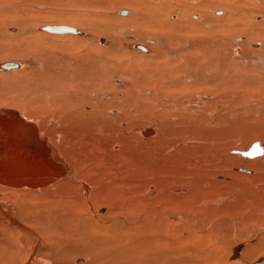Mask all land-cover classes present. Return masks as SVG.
Listing matches in <instances>:
<instances>
[{"label": "bare ground", "instance_id": "6f19581e", "mask_svg": "<svg viewBox=\"0 0 264 264\" xmlns=\"http://www.w3.org/2000/svg\"><path fill=\"white\" fill-rule=\"evenodd\" d=\"M144 1L148 3H143L142 10L139 7L136 13L122 9L116 14L131 19L130 22L138 21V24L149 25L162 32L171 29L173 33L161 32L164 35L158 36L160 42H157V38V40L152 38L146 40L148 43H140L137 40L139 36L134 33L130 37L133 41L131 44H122L123 46L118 47L120 52L129 50L136 56H150V62L124 68L109 63V56L111 57L112 53H105L104 56L97 54L94 46L59 48L63 56L57 53L49 56L46 60V73L38 76H32L29 70L36 62L27 63L17 59L0 62V74L26 67L24 75L22 74L24 72L21 75L18 71L21 75L18 76V84L13 73L7 75L6 81L18 87L17 91L27 100L25 101L27 106L37 105L41 108L45 104L59 113L65 110L68 112L66 122H70L74 127H84V132L81 131L77 137H72L73 141L70 140L64 145L65 136L52 134L51 127L55 124L47 129L48 123L41 116L42 110L39 109L41 112L38 114L43 122L39 123L36 117L24 110L0 105V264H53L50 258H55L54 261H59V264H213L212 258L216 256L214 252L223 249L225 251L229 243L221 246L222 248H215L211 246L210 234L216 232L219 243L225 245L228 232L224 237V231L222 234L220 231L221 224L230 226L229 220H226L230 219L227 213H235V209L245 211L244 209L252 203V206L257 207L256 211L253 210L251 213L241 211L245 215L244 225L248 223L249 227V222L255 221L256 217H264V187L258 189L259 185H256L251 188L242 185L241 182L242 187L239 188L238 184L227 182L229 178L225 176H234L233 173L236 172L245 174L248 177L246 180L254 184L264 182V138L260 140L261 145L260 143L252 145L261 148L259 154L246 155L247 149L237 151L235 161L231 160L227 164L230 166L233 163L234 172L224 170L227 167L224 165L229 158L230 150L226 152L222 149L223 139L233 137L238 129L231 127L234 123H229L230 128L223 129V126L228 124L229 117L226 118V113L225 117H220L224 112V105L222 107L221 101L217 100H220L219 96L223 93L217 95V91L220 90L217 83L226 85L229 82L227 85H230L233 79L225 83L227 76L225 74L229 73L233 66L230 65L231 61L227 62L230 57L242 61L244 55L239 53L241 49L239 51L232 49L234 50L232 56L226 58L214 48L208 47L207 43L204 44L206 39L210 40L209 43L212 42L208 37L204 40L202 38L203 41L200 36L198 39L194 38L193 34L200 31L198 23L182 18L175 22L168 20V23L166 10L169 5L166 6L164 0H151L154 3H150V0ZM254 1L256 2L253 4H259V7L264 4V0ZM224 14V11L215 12L216 16ZM136 15L138 20L133 18ZM244 17L243 19H246ZM2 18L5 19L4 16ZM181 20L186 24H180ZM229 21L230 19L227 20ZM8 24L0 19V37L3 39H16L13 38L15 35L17 37L29 32L28 29L23 31L13 27L12 24L6 26ZM59 25L51 23L34 28L33 31L78 38L82 41L92 40L104 46L114 44L108 37L96 36L70 24L63 26L73 28V32L57 33L45 29L47 26ZM4 26L8 28L7 33L10 35L4 31ZM176 31L193 34L180 37L174 34ZM0 39V48L11 56L29 50L26 45L29 43L15 46L5 44L1 42L2 38ZM239 39L242 38H233ZM154 43L162 48L165 45L166 51L164 48H158L159 50L154 52L149 47V44ZM252 45L257 48L263 47L260 42ZM105 49L109 50V47L107 49L105 46ZM173 49L176 50L178 61L174 59L167 62V59L173 56ZM69 50L72 51V55L67 54ZM126 53L128 54V51ZM36 55H31V58H36ZM164 57L167 58L166 61ZM260 59L254 56L251 63L263 65L264 60ZM177 62L178 64H175ZM243 62L247 66L248 62L246 60ZM108 63L110 66L113 64L115 68L109 67ZM252 69L244 73L246 78L250 75L255 77L253 74L255 71L252 74L248 73ZM230 73L232 74L231 71ZM239 73L238 76H243ZM120 75L126 76V79L120 78ZM259 75L258 77H262ZM31 77L35 78V82ZM255 79L253 78L254 81ZM237 80L238 88L245 86L244 84L240 86L242 80ZM254 81L253 84L256 83ZM28 83L44 89L45 93L38 92L39 89L37 91L29 89ZM210 85L214 87L216 85L217 88L212 90L210 88L213 87ZM230 86H233L232 83ZM254 86L251 84L252 91ZM256 86L261 87L260 84ZM233 92L236 93V90ZM233 92L231 96L234 95ZM41 94L65 97H57L61 101L59 105L57 100H48ZM216 101L220 102L222 108V113L218 116L215 114L221 111L217 109ZM167 103H170L171 107ZM23 109L28 108L23 106ZM215 109L218 111L215 112ZM258 110L259 113H264L260 108ZM257 111L253 112L256 114ZM51 118L54 120V117ZM254 119L257 122L253 117ZM261 126L263 127V124ZM240 127L244 129V126ZM256 127L255 125L254 128ZM210 128L223 130L215 131ZM246 128L253 130L250 127L248 129L247 125ZM255 130L254 133L257 134ZM187 134H191L189 138H186ZM195 149H202V152L199 151L200 154H194L193 159H190L188 155ZM211 161L213 164L208 170ZM215 165H218L217 169ZM168 170L171 171L170 174ZM165 172H168V175ZM243 179L242 177V181ZM204 188H209L212 193L218 195L213 202L197 199L198 192L202 193ZM238 188L241 194L236 204L231 202L229 205L218 206L226 200L221 196L222 192L227 193ZM204 195L206 197V193ZM13 196L18 200L13 201ZM12 201L18 205L16 206L18 219L13 216L15 205ZM212 203L217 207H213ZM259 205L262 206L261 209ZM200 206L211 208L205 207L208 209L201 210L198 208ZM199 213L210 221L200 220ZM204 229L208 230V234H202ZM254 233H260L258 243L248 245L247 241ZM262 233L264 223L251 225L243 233H238L236 228H230L234 242L239 243L231 247L232 253L228 259L232 262L226 261L221 264H249L256 253L264 252ZM196 254L201 255L200 260ZM262 258L252 264H264Z\"/></svg>", "mask_w": 264, "mask_h": 264}, {"label": "rangeland", "instance_id": "374dc122", "mask_svg": "<svg viewBox=\"0 0 264 264\" xmlns=\"http://www.w3.org/2000/svg\"><path fill=\"white\" fill-rule=\"evenodd\" d=\"M250 2H249V0H167V1L164 0L165 5L166 4H167L166 6L169 5L168 9L166 10V12H167L166 21L168 23H169V21H171V22L178 21L181 18H182V20L183 19H189L191 21H194L195 23H198L199 24L198 26H200V27L202 26V29H200V27H199V29L196 28V29H198L200 31L195 32L194 34L192 33L194 35V38L198 39L199 36H200V39L202 40V38H203V40H204L205 37L206 38L208 37V39H211L212 42L209 43L210 40L206 41L207 40L206 39L204 41V44L207 43L206 45L208 47L214 48V50H216V52H218L222 56L224 55L226 58L228 56H232V54H231L232 51H234L236 49H238V51L240 49L243 51V52L241 50L239 51L240 54L244 55L243 58L241 59L242 61H240L238 59H233V57H230V58L228 57L230 60L227 59V61L229 60V62H227V63H230V61H231L230 65H231V67L232 66L233 67L230 68V71L232 72V74L230 73V71H229V73L225 74V76L226 75L227 76L225 77L226 81H225V79H224V81L226 83V82H228V80L230 81L231 79H233L232 81H230V85L232 83V85L234 87H237V88H234L233 86L227 85V84H229V82L226 85L223 83L224 87H223V85H220L219 83H217L218 84V89H220V90L217 89L218 90L217 91V95L219 96L221 93H223V94H221V96H219L220 100L218 99L217 101H221L222 105L220 104V102H217V101H216L217 104L215 103L218 107H220V108H218L215 105L217 107V109H219L221 111V112H218V114H215V115L218 116L220 113H222L221 106L223 107V105H224V107H223V111L224 112L222 113L223 115L220 114V117H222V116L223 117L227 116L226 118L229 117L228 118L229 120L227 121L228 124L224 125L223 129L225 130V129H227V127L230 128V126H231L230 124H232V123H234L235 125L232 124L231 127H233V129H235V130H236V128L238 129V130H236L237 132L235 131V134L233 135V137L224 138L223 139V143H222V149L226 150V152H228L230 150L229 158L226 161V165H224V167L225 166H227V167H225L224 170L226 172H230L231 171V173L234 172L233 171L234 169H232V168H235V167L233 166V163L230 164V166H228L227 164L230 163L231 160H232L231 162L235 161L234 157H235L237 151H240V150L244 151V149L248 150L253 144H256V143H260V145H261L262 141H260V140H263L262 138H264V122H263L264 121V113L263 112L259 113V110L257 111V109H259V108L262 111H264V109H263V105H264L263 104L264 103V101H263L264 100V64L260 65L258 63L257 64L251 63L252 59H254V56L255 57L257 56L259 59L261 57L260 61L264 60V53H263L264 52V30H263L264 29V27H263L264 26V24H263L264 23V20H263V18H264V8H263L264 4L261 5L262 7H259V4L258 5L257 4H253V2L255 3L256 1L250 0ZM143 3L145 4V3H148V2L144 1V0H0V14H2V15H0V19L2 21L5 20V23H9L10 25L12 24L11 26H13V27H17L18 29L20 28V30H23V31L25 29L29 30L28 33H23V35H21V36L18 35L17 37H15L16 36L15 35L13 38H16V39H10V40L8 39V40H6V39H3V37H0L3 40L1 42H5V44L9 43L10 45L13 44L15 46H17V45L19 46L21 44L29 43V44H26L27 45V49H29V50H27V51L24 50L26 52H23L21 54H15V55L13 54L12 56L9 55L7 52H3L2 49L0 48L1 49L0 53H1V56H2V57H0V62H2L4 60L8 61V60H16V59H17V61H22V62H27V63L28 62L29 63L30 62H33V63L36 62L34 65H31L33 67H31V66L29 67V70L32 73L31 74L32 76H38L41 73L42 74L46 73V70H45L46 63H47L46 60H47V58L49 56H53V53H57V54H60L61 56H63V53H60L59 48H61V47L72 48L71 46H73V47H76V46H80L81 47L82 46V48H83V46L85 48L86 47L90 48V47L94 46L93 48H94V50H96V53L97 54H102L103 56L105 55V53H109L110 52L113 55H111V57L109 56V59H110V60L108 59L110 61L109 63H113V64L115 63V65L124 66V68H127V67L129 68L130 66L132 67V66H136V65H139V64L142 65L146 61L150 62V58H151L150 56H147V57H144L143 55H137L136 56V54L135 55L132 54L129 50H126V51L123 50L122 52H120L119 51L120 48L118 47V45L120 46L122 44L123 45L131 44V42H133V41L130 39V37L132 35H134V33H136V35L139 36L137 40L140 43H148L146 40L147 39H152V38H154V39L157 38L158 39V40L156 39L157 42H160L161 41L160 37H161V34L163 32L164 33L165 32L166 33H171V32L173 33V31L171 29L168 30L169 32L168 31H163L162 32L159 29L151 28L149 25H147V26L145 25L144 26V25H142V23L138 24L137 23L138 21L136 23H133V21L130 22L129 20H131V19L124 18V17L116 14L117 11L119 12L122 9H128V10L131 11V13L132 12L136 13V11L140 9L139 7H141V10H142V8H143L142 4ZM150 3H154V2H152L150 0ZM261 8H263V9H261ZM238 9H240V11ZM248 10H249V12H248ZM216 11H224L225 14L223 16H216L215 15ZM243 15H245V17ZM3 16H4L5 19L2 18ZM183 17H186V18H183ZM234 17H235V19H234ZM236 17H238V18H236ZM239 17L240 18L242 17V18L240 19ZM243 17L246 18V19H243ZM7 18H8V20H7ZM133 18L135 20H138L137 19L138 18L137 15L133 16ZM228 19H230L229 22H227ZM231 19H233V20H231ZM182 20L179 21V23L180 24L182 23L183 25H185L186 23L182 22ZM206 21H207V23H205ZM237 22H238V24H237ZM51 23L53 25H59V24H61V25H66V24L69 25L70 24V25H73L75 27H79L81 29H84L85 31H87L89 33H92V34H94L96 36H99V37H102V38H107L108 37V39L112 40L114 42V44H113V46L112 45L108 46L107 44H105L107 49L109 47V50H106L104 45H98L97 42H94L92 40L91 41L90 40L89 41H86V40L82 41V40H80L78 38L64 37V36H58V35H49V34H46V33H42L39 30H38L39 32L33 31L34 28L42 27L44 25H50ZM201 23H202V25H201ZM231 23H232V25H231ZM241 23H242V25H240ZM9 24L6 25V26L9 27L10 26ZM205 24H207L208 26L205 25ZM221 24H223V25H221ZM224 24H226V25H224ZM244 24H246V25L243 26ZM203 25H205V27ZM219 25H220V27H219ZM228 25L229 26L231 25V26L228 27ZM233 25H237V26H233ZM238 25L240 26V28H238L239 27ZM6 26H4L3 29L7 33L8 28ZM223 26H225L224 27L225 29H223ZM6 28H7V30H6ZM205 29H206V31H204ZM235 29H236V31H235ZM208 30H211V32L208 31ZM252 33H254V34H252ZM7 34L10 35L9 33H7ZM174 34L178 35L180 37H183V35L184 36L185 35H187V36H191L192 35L190 33H184V32L182 33L181 31H176V32H174ZM162 35H164V34H162ZM197 35H198V37H196ZM154 36H157V37H154ZM158 36H160V37L158 38ZM233 38H242V39L233 40ZM31 41H33V42H31ZM241 41H243V42H241ZM256 42L262 43L263 47H261V48L254 47L252 44L256 43ZM208 44L209 45L212 44V45L209 46ZM249 44H251V46ZM28 45H31V46H28ZM21 46H23V45H21ZM141 46L144 47L145 45H141ZM110 47H112V48H110ZM149 47L154 52H155V50L158 51L159 50L158 48H160V49L162 48V46L160 47V46L156 45L155 43L154 44H149ZM164 47H165V45H163V48ZM223 49H225V50H223ZM232 49H234V50H232ZM259 49H261V50H259ZM133 50H134V48H133ZM164 50L166 51L165 48H164ZM220 50H221L222 53L220 52ZM127 51H128V54L126 53ZM175 51L176 50L173 49V56L172 57H169V59L164 57L163 59L165 61L167 59V62H170L172 60L174 61V59L176 61H178V56L175 54ZM129 52H130V54H129ZM260 52H262V53L260 54ZM94 53H95V51H94ZM30 54L31 55H33V54L36 55L37 54L36 58H31ZM67 54L68 55L69 54L72 55L73 53H72V51L69 50V51H67ZM6 58H8V59H6ZM202 59H203V57L201 58V60ZM244 60H246L248 62L249 66H248V64H247V66L248 67L251 66V68H248L246 66V64L243 62ZM238 62L240 64V66H239V64H237ZM37 63H38V65H37ZM113 64H112V66H113ZM175 64H178V62L175 63ZM236 65L239 66V67H237ZM242 65L244 66L243 68H242ZM108 66L112 67V66H110V64ZM253 66L257 70L256 69L255 70L252 69V68H254ZM236 67L238 68V70H237L238 72L236 71ZM25 68L26 67L23 68L24 70L23 69H19L18 70L19 73L21 74L22 72H24V73H22L24 75L25 72H26ZM189 68L191 69L192 66L189 67ZM240 68H241L242 71H240ZM184 69H186V68H184ZM244 69L246 71H243ZM249 69H252V71H248V73H250V74H252L255 71L253 73V74H255V77H254V75H250V74L247 73V75H250V77L252 76L254 79L257 77L255 79V81H256L255 84L252 83L254 81L252 77L251 78L247 77V78L251 79L250 81H248L247 78H246V75H244V73L246 74L247 70H249ZM35 70H36V73H35ZM18 71L16 70V71L11 72L17 77L16 79L14 77V80H17L16 84H18L17 83L18 82V76L22 75V74L21 75L18 74ZM239 72L241 73V75L243 74V76H238L237 74ZM11 73L0 74V105H1V107L4 106V107H9V108H16L17 110H24L26 113H28V114L30 113L33 117H36L35 119L38 120L39 123L43 122L42 121L43 119H41V116H42V118H44L47 121V123H48L47 129H50V127L55 124L54 126L51 127V128H53L52 134L56 133L57 135H62V137L65 136L64 137V145L68 144L67 142L68 141L70 142V140L73 141L72 137H77L78 133H80L81 131L84 132V127H74V126H72V124L70 122H66V118L65 117L68 114V112L65 111V110L62 111L61 113H59V112H57L58 110L56 111L52 107H47L45 104L41 108H39L40 107L39 105H38L39 107H37V105H33V106L31 105V107L29 105L27 106V104H25L26 103L25 101H27V100L24 97H22L21 94L17 91L18 87H14L13 85H10L8 81H6L7 75L10 76ZM240 73H239V75H240ZM259 74H261L262 77H258ZM232 75H234V76H232ZM261 75H259V76H261ZM122 77L124 79H126L125 78L126 76H121L120 78H122ZM234 77H236V78H234ZM31 79H33L32 81L35 82V78L31 77ZM237 79H240V81L242 80L240 82L241 83L240 86L242 84H244L245 86H248V85L249 86L245 87V86L242 85V87L238 88L239 87V84H238L239 81ZM235 80H237V81H235ZM258 80H260V81L258 82ZM33 82H31V83H33ZM246 82L250 83V84H247ZM251 84H252V86L255 85L254 87L257 90L254 88V90L252 91L253 87H251ZM256 84L257 85L260 84L262 88L259 87V86H256ZM29 85L30 84L28 83L27 87L29 89L33 88L34 91H37L39 89L38 92L41 91V92L45 93L44 89L39 88V87H35V86H31V85L29 86ZM50 85H51V83H49V86ZM216 85H215V87L213 85L212 86L210 85L213 88H210V87L209 88L212 89V90H215L217 88ZM228 86H230V87H228ZM249 87H250V89H249ZM233 88L236 90V93L233 92V91H235V90H233ZM237 89L239 90V92H238ZM222 90L225 91L226 93L224 94V92ZM68 91L70 92L71 90H68ZM8 92H9V94H8ZM231 92L234 93V95L232 94L233 96H231ZM69 94H70V96L72 95L71 93H69ZM226 94H227L228 97L226 96ZM41 95H42L43 98H46L48 100H51V99H54V101L57 100V102L60 105L61 101H60V99L57 98L59 96H56V95L55 96L54 95L46 96V94H41ZM63 97H65V95H61L59 98H63ZM230 97H232V99ZM248 97H251V99L248 98ZM226 98H227V100H226ZM256 98H258V99H256ZM4 100H5V102H4ZM259 101H260V103H259ZM261 101H263V102H261ZM7 102H9V103H7ZM251 102H253V104ZM12 104L14 106H12ZM167 104H168V106L171 107L170 103H167ZM225 104H226V106H225ZM23 106L25 108H28V109H23ZM257 106H260V107H257ZM253 107L256 110L253 109ZM39 109L42 110V113H43V115H41V116L39 115L40 112H41ZM217 109H215V112L218 111ZM32 110H34V111L32 112ZM48 110H49V112H48ZM253 111L254 112L257 111L258 113L255 114ZM47 112L50 113V114H48ZM225 113H226V115H225ZM170 116H172V115H170ZM170 116H167V117H170ZM51 117H54V120ZM167 117H165V118H167ZM237 117L238 118L240 117L239 120L234 119V118H237ZM253 117L257 119V122H256L255 119L253 120ZM232 118L234 120H232ZM260 120H263V121H260ZM50 121L51 122L53 121L55 123H53V122L49 123ZM233 121H235V122H233ZM258 121H260L259 122L260 126H258ZM236 122L237 123L241 122V123H239L237 125ZM262 124H263V127L261 126ZM240 125L244 126V129H246V130H244L242 127H240ZM246 125H247L248 129L253 128V130L252 129H251L252 131L251 130H247ZM250 125L254 126V127L256 125L257 127L254 128V127H251ZM210 129L215 130V131H222L223 130L222 128H210ZM240 130L241 131L243 130V131L240 132ZM254 130H255V132L257 131L258 133L255 134ZM258 130H260L261 133L262 132L263 133L261 134L260 131H258ZM245 131H247V132L245 133ZM190 135L191 134H187L185 136H186V138H189ZM237 143H239V144H237ZM237 148L239 150H237ZM199 151L202 152V149H195V151H193V153H192L193 155L192 154L188 155L189 158L193 159L194 154H197V153L200 154ZM180 155L184 156L183 153H180ZM263 157H260V158H263ZM198 158H199V156H198ZM213 158H215V157L213 156ZM212 161H211V165L208 167V170H210V168L212 167V164H213ZM180 163H182V162H180ZM183 166H185V165H183ZM215 166H216V169H217L218 165H215ZM215 166L213 168H215ZM168 172H169V174L171 173V171H169V170H168ZM168 172H165V174L167 173V175H168ZM198 174H200V173H198ZM234 174L237 175L238 173L234 172L233 175ZM244 175L245 174H243V175L242 174H238L236 178L234 176H232V175H231L232 177L231 176H227V175H225V176L227 178H229L227 182L238 184L237 187H239V188H241L242 185H246L247 187L249 186L251 188H253L252 186L255 187L256 185L257 186L259 185L258 189L264 187V182H259L258 184L257 183L254 184L253 182H250V181L246 180V178H248V177H246V175L245 176ZM248 176H251V175H248ZM242 177L244 178L243 181H242ZM209 188H207V189H209ZM239 188L238 189H234L235 191L234 190L233 191L230 190V192H227V193H223L222 192L221 196H224V198H226V200H228L229 202L225 200L224 202H222L218 206H221V205L224 206L225 204L229 205V204H231V202H232V204H236V202L238 201L237 199H238V197L241 194V190ZM207 189L206 188L203 189L204 191H207V192H205L206 193V197L204 195L205 194L204 191L202 193L200 191L198 192L197 199L199 201L201 199H207V200H212V202H213L217 198L216 196H218V195L214 194V192L212 193L210 189L209 190H207ZM230 197H232L231 200H230ZM12 198H13L12 199L13 201L18 200L14 196ZM16 204H17L16 202H13V205H15V208L13 209V212H14L13 216L14 217L16 216V218L18 219V215H17V211H16V208H18L16 206H18V205H16ZM249 205L247 207L248 209L246 208L247 211H246V209H244L245 211H243V209H235V211H234L235 213H232V212L227 213L229 215L230 219H226V220H229L228 223H229V225L231 227L228 226V225L226 226V225H222L221 224L222 229L220 231V234H222V232L224 231L223 232L224 237H225V233H227V232L229 233V234L228 233L226 234L225 245L224 244L222 245L221 243H219L220 241L218 239V236H217L216 232H213L212 234H210V236L212 237V245L211 246H213L215 248L221 247V246H226L229 243L225 247V249L227 251L226 250L224 251V249H223V250H217V251L214 252V255H216V256H214L212 258L213 264H215V263L221 264V263L226 262V261H228L230 263L232 262L230 259H228L229 254L232 253L231 252V247L232 248L235 247L239 242L238 241L234 242V237L231 236V234H230V228L231 229L232 228H236L238 233H243L245 230H247L249 227H251V225L256 226V225L264 223V217L263 218H257L256 217L255 221L249 222V225H250L249 227H248V223H246V225H244L245 215H243L242 212L251 213L253 210L256 211V209H257L256 206H252V203L249 204ZM215 206L217 207V205L213 204V207H215ZM251 206H252V208H250ZM205 207H208V206H205ZM205 207L204 206H200L198 208L201 209V210L202 209L207 210L208 208H211V207H208V208H205ZM258 207L260 209L262 208L261 205H259ZM199 214L200 215H198V217L200 218V220H205L206 219L207 222L210 221L207 218H205V215L202 217V214L201 213H199ZM222 215H225V214H222ZM199 218L197 219V222L199 221ZM230 220H233V221H230ZM206 229H204V231H203L204 233L202 232L203 235L208 234V230H206ZM262 234H264V233H262ZM259 235H260V233H254V235L250 236V238L248 239L247 244L248 245H256L258 243ZM254 240H256V241H254ZM232 243H233V245H232ZM247 244L245 245V247L247 246ZM196 255H197L198 260H200L199 258L201 257V255H198V254H196ZM231 256L232 255H230V257ZM262 257L264 258V252L256 253L254 258L250 261L251 263L249 262V264L254 263L258 259H261ZM218 258H220V259H218ZM54 259L55 258H50V260H51V262H53V264H59L60 263L57 260L54 261ZM71 259L69 261H71ZM241 259H242V257H241ZM69 261H67V263Z\"/></svg>", "mask_w": 264, "mask_h": 264}, {"label": "water", "instance_id": "95a60500", "mask_svg": "<svg viewBox=\"0 0 264 264\" xmlns=\"http://www.w3.org/2000/svg\"><path fill=\"white\" fill-rule=\"evenodd\" d=\"M45 29H47L48 31L51 32H57V33H61V32H73L74 29L69 27V26H63V25H59V26H50V27H46ZM18 115V114H15ZM261 152V148L257 147L256 145L250 147L245 154L246 155H254V154H259Z\"/></svg>", "mask_w": 264, "mask_h": 264}]
</instances>
